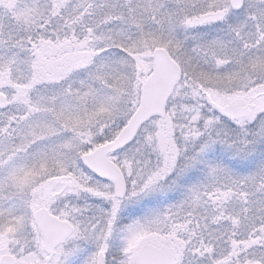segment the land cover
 <instances>
[{"label": "snow or ice", "instance_id": "obj_1", "mask_svg": "<svg viewBox=\"0 0 264 264\" xmlns=\"http://www.w3.org/2000/svg\"><path fill=\"white\" fill-rule=\"evenodd\" d=\"M0 264H264V0H0Z\"/></svg>", "mask_w": 264, "mask_h": 264}]
</instances>
